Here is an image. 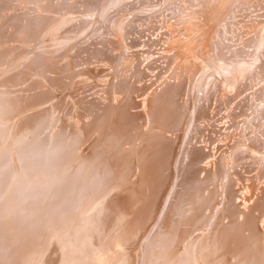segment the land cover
I'll use <instances>...</instances> for the list:
<instances>
[{"label": "bare ground", "instance_id": "6f19581e", "mask_svg": "<svg viewBox=\"0 0 264 264\" xmlns=\"http://www.w3.org/2000/svg\"><path fill=\"white\" fill-rule=\"evenodd\" d=\"M9 1L10 0H6V1L0 0V9H1L2 5L8 6V4H11L10 3L11 1L10 2ZM27 1H29V0H27ZM48 1L50 4L51 0H48ZM62 1H65V0H62ZM119 1H121V0H118V2ZM15 2H16V0H15ZM45 2H46V0H45ZM65 2H67V1H65ZM76 2L77 3L75 4V6L78 4V2L79 3L81 2L84 5L85 4L86 5L87 4L88 5H94L95 7H93V11L96 10L95 12H97L99 14L100 11H103L106 8L107 4L114 2V0H76ZM116 2L117 1H115V4H117ZM44 3H42L41 7L43 6ZM58 3L60 4V2H58ZM147 3H148V6L150 3L151 4L154 3L153 5H155V4L156 5L149 8L148 11H145L146 9H144L142 11L137 10L139 12H137L136 14H133L131 18L129 17L131 20V21L130 20L129 21L132 22L134 20H136V21L139 20L142 22L141 25L140 24L138 25V27L135 26V24L133 25V28H135L136 32H137V35L134 36V38H135L134 41H138L139 39L141 41V38H143V36L148 37V38H146V40L143 39L144 41H142V42H144V45H146V47H144L141 44L143 47H141V45H140L141 48L137 46L138 50L136 51L135 49H133V51H131V52L136 51L135 53H136L137 57L141 58L140 61H142V63H143L141 70L144 71L145 73H147L148 75H150L151 77H153V79L152 78H151V80L149 79L150 80L149 82H151V81L152 82L151 83L148 82L149 84L146 83L147 85H145V91L147 90L146 91L147 93L144 95V97H140V99H138V98L129 99L128 98L127 100H123L120 97H116V95H115L114 99H112V97H111L112 100H110L109 102H106L104 105H101V103H98L99 106H96V107H97V109H100V110H96V108H93V110L95 109V113L92 116L91 121L88 122V120H86V121L82 122V120H81V122H82V123L80 122L81 124L77 123V125H81V126L84 125V128L88 131L91 129H97V134H96L95 138L91 137L92 139H94L92 144L90 143L91 144L90 145L91 146V148H90L91 154H90V152L89 153L87 152V153H85L86 154L85 156L81 157L80 165L84 166V164H85L86 166H84V168H80V169L76 168V170H74L73 172L70 171L69 172L70 174L66 172L69 175L67 176V178L65 177L66 180L62 179L63 181H65V183H66L65 187L68 188V192L71 193L70 195L72 196V197L70 196L71 199H69V200H71V204H70L71 205V207H70L71 212L70 213L72 215L69 214V215H71V216H69L70 219L69 220L67 219L68 220V221H66L67 223L64 221L65 224L61 223L62 226L60 225L61 226L60 229H58L59 228L58 227L57 228L58 230L56 232H53L54 231V228H53V230H52L53 233L49 234V238H48V234H46L47 235L46 237L48 238V239H46V237H44L46 239V241L42 238L47 245V247L45 245V247L48 251L47 255H50L51 252L53 253V251H51V249H53V245H55L56 247H54V248L58 249V252L60 255H57L56 253L55 254L57 256H60L63 258L68 257L70 261L67 260V263L71 262V261L74 263V261H75L74 264H106L107 260L111 259L114 255H115V257H113L114 259L111 261H108V263L111 262L112 264H264V221H261V223H260V222H257V220H255V218L257 217L256 212L259 210V208L263 207V204H264V186L258 187L257 189L254 187L255 188V191L253 192L254 199L251 200L250 202H246V203L242 202L241 203L239 201V199L237 198L240 191H241V187H240L241 185L236 186L234 184H231V183H233L232 182L234 179L233 177L230 178V182L227 183L226 188L224 187V185L226 183L223 184V181H224V178L227 177L226 167H225L226 163H223V161H221L219 156L216 157L217 155H216L215 146H213V145L211 146L208 143H205L206 142L205 138H202L201 142H199V140L194 138L195 139V141H194L193 138L190 136V134L192 132L189 134V129H192V131H199L201 134H204L205 131H207L206 135H208L209 131H212L213 134L218 132L215 130L216 126H213L212 122H211V124L209 123V119L213 118V115L215 113V100L216 99L215 98L214 99L209 98L207 103L203 104L205 100H203V101H201V100L203 99L204 95H202V92H200L201 90L199 91L200 87L198 88L199 75H200L201 71H203L205 69V67H208V66L212 67L215 65L220 67L223 64H228V65L233 66L235 63L238 62L239 59H243L246 57L247 58L254 57V56L259 54L261 47H262L261 42L264 38V6L262 4V3H264V0H134L130 5H131V7H134V6H139L141 4H143V5L145 4L143 6V7H145L147 5ZM72 4H74V3H72ZM60 5H62V3ZM64 5L66 6V4H64ZM67 5H68V3H67ZM13 6H14V4H13ZM49 6L52 7L51 5H49ZM78 6H79V4H78ZM78 6H77V8H78ZM124 6H122V7H124ZM65 8H67V7H65ZM82 8H81V10H82ZM134 8H136V7H134ZM46 9H48V8L46 7ZM10 10L12 11V9H10ZM89 10H91L90 12H92V9L88 8V11ZM122 10H125V9H122ZM169 11H172V13L170 12L171 14H169L168 13ZM245 11L248 12V15H249L248 21H245V20L238 21L240 17L242 18L245 16V13H246ZM55 12H56V10H55ZM57 12H60V11H57ZM114 12H115V10H114ZM120 13H122V12L120 11ZM154 13L155 14L161 13V14H158V16L160 15V18H157L156 16H154L153 15ZM0 15H3V14H0ZM17 15H18V13H17ZM127 15H129V14H127ZM248 15H247V17H248ZM9 17L11 18V16H9ZM19 17H21V15L18 16V18ZM113 17H115V16H113ZM247 17H245V18H247ZM12 18H13V16H12ZM34 18H37V17L35 16ZM116 18H117V16H116ZM7 19H8V17H7ZM112 19H115V18H112ZM23 20H21V23ZM43 20L46 21L45 19H42V21ZM122 20H124V19L122 18ZM158 20H159V23L161 24L160 26H159ZM1 21H3V20L1 19ZM16 22H18V21H16ZM109 22H111V21H109ZM5 23L6 22H4V24ZM44 23L46 24L47 22H44ZM44 23L41 22L39 26H38V23H37V26H32L34 23L31 22L29 24V26L26 28L28 30H30L31 32H32V30L36 29L34 32L40 31V34H41V30L43 28L42 26L45 25ZM155 23H156V25H155ZM239 23H240L241 31L245 32L246 36H247L245 43H243V45L236 51H232V52L225 51L222 48L223 39L225 38L227 33H231L236 38V40H238V37L235 34V31H236V29L239 28ZM22 24H24V23H22ZM35 24H36V22H35ZM7 25H9V24H7ZM124 25H122V26H124ZM163 25L166 26L167 28L165 29V27ZM1 26H3V25H1ZM110 26H112V28H114L112 23L111 24L109 23V27ZM162 26L164 27L165 30H163V32L161 31L162 33H159ZM153 27L154 28H156V27L160 28L159 31L154 36L150 31V29H152ZM17 28H18V26H17ZM123 28L124 27H122V30L124 32ZM157 28L155 30H157ZM234 28H235V30L233 31ZM110 29H111V27H110ZM2 32L0 34H2ZM114 32H117V31L115 30ZM16 33H18V32H16ZM25 33H27V32H25ZM14 34H15V32H14ZM33 34H36V33H33ZM5 35H6V33H5ZM27 35L29 36V34H27ZM116 35H119V34H116ZM124 35L125 34H123V36ZM3 36H4V34H3ZM123 36H122V39L125 40V38H123ZM2 37H0L1 40L5 41L6 38L2 39ZM21 37H22V39L24 38V36H21ZM34 37L36 38V36H34ZM38 37L39 36H37V38ZM149 37L152 38V41H154L153 42L154 44L156 42L159 45L158 48L156 46V49L154 47H153L154 49H150V47L147 46L146 43H148L151 40V38L149 40ZM206 37H207V39H206ZM14 38H16V37H14ZM14 38H13V40L11 38V40L14 41ZM119 38H121V36ZM185 38H186V41H183V39H185ZM29 40L30 39H28V41ZM105 40L107 41V38ZM118 40H120V39H118ZM112 41L115 42L117 40L115 38ZM120 41H122V40H120ZM5 42H3V44H1V45L4 46ZM124 42H126V41H124ZM8 43H9V41H8ZM150 43H152V42L150 41ZM121 44L122 43H120V46H122ZM108 45L111 46L109 43H108ZM263 46H264V44H263ZM125 47H127V46H124V48ZM151 47H152V45H151ZM9 48L11 49V45H10V47H8V49ZM13 48H14V46H13ZM102 48H104V47H102ZM109 48H108V50H109ZM8 49H6V51ZM95 49H98V48L96 47ZM95 49H93V50H95ZM3 50H4V48H3ZM98 50H97V54L99 52ZM155 50H158V55H157L158 57L155 56V57H157L155 59V61L152 60L153 57H152V59H149L148 57H146V55H145L146 53H150L152 51L155 52ZM6 51H5V53H6ZM116 51L110 52V55H111L110 57H112L116 61L120 60L122 58L123 62H121V65L122 64L124 65V60H125V62H127L126 59L128 58V57L126 59L124 58V53H126V51L123 52L121 50L123 53L118 52L119 50H116ZM10 52L13 53V51H10ZM14 54H15V52H14ZM16 54H18V53H16ZM97 54H95V55H97ZM20 55H22V53ZM6 56H7V54H6ZM121 56H123V57H121ZM13 58H15V57L13 56ZM29 58L30 57H28V60H29ZM88 58L86 60H88ZM90 58H91V56H90ZM101 58H103V57H101ZM132 58H133V56H132ZM25 59H26V57H25ZM97 59H98L97 60V63H98L99 58H97ZM131 59L129 58L130 61H131ZM258 59H260V58H258ZM94 60L96 61V59H94ZM102 60H104V59H102ZM109 60H111V59H109ZM129 60H128V62H129ZM73 61H75V60L73 59ZM104 61H105V63H107L106 60H104ZM154 62L157 63V65H159L163 70L165 69V71L163 72L164 75L162 74V76L161 75L158 76L157 75L159 73V71H158V73L156 74L157 75V77H156V75L153 74L154 71H153V73L149 71V68L153 65ZM215 62H216V64H215ZM78 63H79V61H78ZM80 63H82V62H80ZM110 63H109V66L112 64V63L111 64ZM245 63H247V62H245ZM45 64H44V66H46ZM132 64L134 65L135 63H132ZM137 64H139V63H137ZM257 64H258V61H257ZM92 65H94V64H92ZM159 66L157 68H159ZM26 67H27V65H26ZM26 67H25V69H26ZM114 67H115V64H114L113 68ZM116 67H117V65H116ZM127 67H128V65H127ZM127 67H126V69H127ZM131 67H129V71L131 70L130 69ZM38 68H39V66H38ZM42 68L43 67H41L40 69H42ZM66 68H67V66H66ZM151 68H153V67H151ZM151 68H150V70H152ZM34 69H35V67H34ZM53 69L55 70L54 67H53ZM90 69H84V70L86 72H87V70H89L88 74H91ZM99 69H101V68H99ZM116 69H118V68H116ZM133 69H135L134 66H133ZM118 70H121V69H118ZM53 71L51 70V72H53ZM83 71L81 73H83ZM108 71H109V69H108ZM86 72L84 74L87 76ZM106 72H107V70H106ZM131 72H129L130 77L132 76ZM133 72H134V70H133ZM225 72H227V71H225ZM17 73H13V75L17 74ZM40 73H43V72L40 71ZM53 73H55V72H53ZM92 73H94V72H92ZM95 73H97V72H95ZM109 73H111V72H109ZM126 73H127V71H126ZM136 73H138V72H136ZM143 73H142V75H144ZM18 74H20V73H18ZM202 74L203 73H201V75ZM214 74H216L215 76L219 79L218 82L216 81L219 85V88H220L219 91H223V89L229 83L228 82L227 84H225V81L227 82L226 74L221 73V71H219V72L215 71ZM22 75H23V73L21 74V77H22ZM39 75H42V74H39ZM119 75H120V73H119ZM148 75H146V77ZM29 76H31V75H29ZM34 76H36V74ZM93 76H94V74H93ZM125 76L128 77V75H125ZM46 77H48V76H46ZM116 77H118V76L116 75ZM124 77H123V79L125 80ZM132 77H135V75ZM139 77H140V75H139ZM239 77H241V76H239ZM17 78H18V76H17ZM17 78H15V80ZM19 78H20V75H19ZM22 79H23V77H22ZM89 79H91V77ZM140 79H141V77H140ZM146 79H148V78H146ZM232 79H231V81H233ZM234 79H235V77H234ZM10 80L12 82V79H10ZM20 80H21V78H20ZM30 80H32V79H30ZM135 80H136V82H135V84H136L137 79H135ZM254 80H256V79H254ZM2 81L5 82V80H3V79H2ZM46 81H44V82L46 83ZM125 81H124V83H125ZM133 81L134 80H131V82H133ZM14 82H13V84L15 85ZM35 82H36V80H35ZM40 83H41V81H40ZM116 83H118L117 85L122 84V83L119 84V82H116ZM256 83H258V82H256ZM5 84H7V81L5 82ZM8 84H9L8 86L10 87V82H8ZM18 84H20V83H18ZM26 84H23V85H26ZM126 84H128V83H126ZM229 84L231 85V83H229ZM261 84L263 85V82ZM261 84L259 83V86H261ZM49 85L51 86V84H49ZM123 85L125 86V84H123ZM237 85H238V83H237ZM256 85H258V84H256ZM8 86H6V87H8ZM6 87H4V88H6ZM46 87L47 86H45V88ZM121 87H123V86L121 85ZM35 88H36V86H35ZM137 88L139 89V86ZM252 88H253V86H252ZM259 88H261V87H259ZM7 89H9V88H7ZM40 89H41V87H40ZM111 89H113V88H110V91H111ZM124 89H127V88L123 87V90ZM130 89H131V86H130ZM125 91H127V90H125ZM227 91L229 93V90H227ZM7 92H8V90H7ZM116 92H117V90H116ZM121 92H123V91H121ZM129 92L130 93H128V94L131 95V92H133V90L129 91ZM44 93H45V91H44ZM139 93H141V92H139ZM139 93H138V95H140ZM225 93H226V91H224V94ZM228 93H226V94H228ZM253 93H254V90H253ZM74 94H73V96H74ZM250 94H252V92ZM13 96L16 98L17 95L16 96L13 95ZM21 96H22V94H21ZM135 96H134V98H135ZM46 97H48V96L46 95ZM212 97H213V95L211 96V98ZM17 98H20V97H17ZM26 98H27V96H26ZM12 99L13 98L11 97V100ZM32 99H35V97ZM37 99H36V101H37ZM70 99H71V97H70ZM91 99H90V101H91ZM236 99H235V101H236ZM245 99H246V96H245ZM8 100L10 102V98ZM13 100H15V99H13ZM98 100H99V102L101 101L100 99H98ZM98 100H97V102H98ZM249 100H250V98H249ZM74 101L75 100H73V102ZM103 101H104V99H103ZM11 102H14V101H11ZM27 102H29V101H27ZM27 102H24V103L26 104ZM77 102H78V100H77ZM97 102H96V105H97ZM242 102H244V101H242ZM16 103H18V102L15 101L14 104H16ZM71 103H72V101H71ZM233 103H234V101H233ZM14 104L12 103V105H14ZM249 104H250V102H249ZM4 105H5V103H4ZM4 105H2V107ZM76 106H78V105H76ZM91 106H92V104H91ZM132 106L134 108H136L135 111L131 110ZM224 106H226V105H224ZM233 106H236V105L234 104ZM19 107H20V105H19ZM26 107H27V105H26ZM54 107L56 108V106H54ZM87 107H88V103H87ZM3 108L5 109V107H3ZM22 108H24V107H22ZM22 108H21V110L23 111ZM73 108H71V109H73ZM239 108H241V107L239 106ZM16 109H18V108L16 107ZM90 109H91V107H90ZM256 109H257V106H256ZM261 109H262V111L264 110L263 107H261ZM6 110H8V109H6ZM9 110H8V112L11 111V110L10 111ZM54 110L55 109H53V111ZM75 110H76V108H75ZM223 110L224 109H222L221 111H223ZM19 111H20V108H19ZM238 111H237V113H238ZM39 112H41V111H39ZM90 112H91V110H90ZM231 112L232 111H230V113ZM235 112H236V110H235ZM42 113H44V112H42ZM85 113H87V112H85ZM250 113H251V111H250ZM0 114L4 115L2 112ZM217 114L219 115V113H217ZM1 115H0V117H2ZM47 115L48 114L46 113V116ZM81 115H82V113H81ZM249 115H251V114H249ZM254 115H255V113H254ZM71 116H72V114H71ZM4 117H5V115H4ZM49 117H50V115H49ZM51 117H52V115H51ZM53 117H52V120H53ZM221 117H222V115H221ZM7 118H9V117H7ZM24 118H25V116H24ZM30 118L31 117H29V119ZM77 118H79V117H77ZM214 118H215V116H214ZM241 119H243V117ZM213 120H215V119H213ZM225 120H227V119H225ZM225 120L223 118L222 121L224 122ZM247 120H248V118H247ZM228 121H230V120H228ZM33 122H34V120H33ZM218 122H219V120H218ZM234 122L235 121H233V123ZM16 123H17V121H16ZM206 123H209L210 125L205 126ZM220 123H221V121H220ZM44 124H45V122H44ZM28 125L30 126L31 124H28ZM37 125H39V124H37ZM42 125H43V123H42ZM235 125H237V124H235ZM15 126H16V124H15ZM59 126H60V124H59ZM191 126H193V127H191ZM2 127H4V126H2ZM45 127H46V125H45ZM16 128H18V127H16ZM26 128H28V127H26ZM26 128L24 130H27ZM48 128H50V126ZM209 128H211V129H209ZM212 128H214V130ZM235 128L234 129H235V135H236V134H238V133H236V132H238V125ZM35 129H37V128H35ZM20 130H19V132H20ZM72 130H70V133L72 132ZM231 130L234 131L233 129H231ZM57 131L59 133L62 132V131L60 132V130H57ZM133 131H135V133ZM226 131H228V130H226ZM50 132H48L49 135H50ZM230 132H229V134H230ZM11 133H12V135H15L13 132H11ZM34 133L35 132H33V134ZM19 134H21V132ZM23 134H24V132H23ZM30 134L32 135V133H30ZM42 134H40V135L42 136ZM73 134H74V132H73ZM49 135H48V137H49ZM68 135H70V134H68ZM231 135L232 134H230V136ZM3 136H4V134H3ZM214 136L215 135L210 136L212 138V141H213ZM230 136H228V137L230 138ZM0 137L4 139V137H2V136H0ZM75 137L73 136V139ZM225 137H227V135ZM36 138H37V136H36ZM47 138H46V141H47ZM188 138H190L189 143H188ZM221 138H219V140ZM254 138H255V136H254ZM5 139H4V141H5ZM39 139H41V138H39ZM55 139H57V138H55ZM55 139H54V141H56ZM58 139H60V138H58ZM73 139H71V140H73ZM263 139H264V137H263ZM263 139L261 137H260V139L257 138L252 143L250 142V145L252 144L253 147H255L257 149V151L262 152V150L264 149V140ZM76 140H80V139H76ZM87 140H89V139H87ZM42 142H44V141H42ZM229 142H230V140H229ZM235 142H233V143H235ZM77 143H79V142H77ZM225 143H226V140H225ZM62 144H64V143H61L60 147H62ZM18 146H19V144H18ZM53 146H54V144H53ZM58 147H56V148L58 149ZM65 148H66V146H65ZM11 149H13V148H11ZM223 149H224V147H223ZM18 150H21V149H18ZM23 150H24V147H23ZM60 150H62V149L60 148ZM26 152L28 153V151H26ZM26 152H25V154H26ZM57 152H58V150H57ZM254 152H255V150L253 151V153ZM255 153L257 155V152H255ZM18 154H20V153H18ZM248 154H250V152ZM262 154H260V156L263 157L264 154L263 155ZM213 155H215V157L213 159H210L213 157ZM256 155L253 154V156H256ZM52 156H54V155H52ZM68 158L69 157H67V159ZM3 159L6 160V158H3ZM7 159H8V157H7ZM27 159H29V158H27ZM225 159H227V158H225ZM70 160H72V159H70ZM255 160H256L255 163L257 164L259 161L257 159H255ZM26 162H28V161H26ZM60 162H62V161H60ZM63 162L66 163V161H63ZM63 162H62V165H63ZM252 163L254 165H256L254 162H251L249 165L252 166ZM3 164H4V166H6L5 163H3ZM13 164H15V163H13ZM25 164H27V163H25ZM44 164H45V162H38V164H37L38 168L35 170V173H36V176L38 175V173H40L42 176L41 179L43 178L44 183H46V185H47L48 181L47 182L45 181L46 177L51 176V178L56 179L55 176L58 175L59 172H58L57 166L52 167V169H51V167L44 166ZM67 164L70 165L69 162L66 163V166H67ZM59 165H61V164H59ZM248 167H250V166H248ZM4 169H6V168L4 167ZM6 170H5V172H6ZM1 171H3V170H1ZM27 171H28V169L26 170V172ZM240 171H241V169H240ZM243 171H244V169H243ZM247 172H248V170H247ZM61 173L62 172H60V174ZM6 177H9V176H6ZM130 177H133V178L131 181H128V179ZM237 177H240V176L237 175ZM22 178H26V176L22 177ZM26 179H24V180H26ZM235 179H237V178H235ZM246 179H248V177ZM23 182H26V181H23ZM27 182H28V179H27ZM31 183H30V187H28V188H31L35 184L34 182H33L34 183L33 185ZM209 183L212 185V187L208 188ZM246 183H248V182H246ZM40 184L43 185L42 183H40ZM253 184H254V182H253ZM5 186H6V183H5ZM22 186H24V185H22ZM59 186H61V184ZM41 187L43 188V186H41ZM55 187H57V186H55ZM242 187H243V185H242ZM23 188H22V191L25 190V189L23 190ZM1 189H3V188H1ZM84 189H86V190L88 189L91 192L90 193L91 199L86 204H84L83 200L86 198V196H88V194H86L82 197V192L87 193V192H85L86 190H84ZM40 190H42V189H40ZM44 190H46V189H44ZM44 190H42V191H44ZM54 190H55V188H54ZM206 190H208L209 192L206 193L205 192ZM61 191H62V189H61ZM55 192H58V191H55ZM14 193L16 194L17 192H14ZM18 193H20V192L18 191ZM53 193H54V191H53ZM62 193H64V192H62ZM65 193H66V191H65ZM15 194H13V195H15ZM22 194L23 193H21V195ZM40 194H43V193H40ZM46 194H47V192H46ZM48 194H49V192H48ZM209 194H211L210 196H212V198H210ZM41 196H43V195H41ZM50 196H51V193H50ZM26 197H27V195H26ZM66 197H68V196L66 195ZM66 197H65V199H67ZM10 198H12V197H10ZM48 198H49V196H48ZM53 198H55V197H53ZM61 198L59 199V201L61 200ZM65 199L63 197L62 201H64ZM1 200H0V202H1ZM25 200H26V198H25ZM27 200H28V198H27ZM41 200H42V198H41ZM29 201H30V199H29ZM21 202H22V200H21ZM37 202H39V200ZM53 202H56V201H53ZM42 203L44 204V202H42ZM57 206H58V204H57ZM45 207H47V204L45 205ZM48 207H50V206L48 205ZM80 207H82V208H80ZM21 208H24L23 205L21 206ZM27 208L28 209L30 208L29 205ZM55 208H57V207H55ZM39 211H40V208H39ZM46 211H48V209ZM56 211H57V209H56ZM18 213H19V210H18ZM31 214H33V213H31ZM43 214L44 213L42 210V214H41L42 217H43ZM98 215H102L103 217L102 216H101L102 218L98 217ZM211 215H213V221L211 224L207 225V221L210 220ZM45 216H46V212H45ZM66 216L68 217V215H66ZM49 217H52V216H49ZM263 217H261V218H263ZM43 218H46V217H43ZM43 218H42V222L45 221V220L43 221ZM31 219H32V216H31ZM62 219H63V217H62ZM47 220H46V223H47ZM50 220H48V221H50ZM63 220H66V219H63ZM150 221H151V223H150ZM102 222H103V225H105L103 230L100 229L101 228L100 223H102ZM38 223H35V224H37V226H38ZM155 223H156L155 228H152V230H149V232H151V234L148 235L149 234V232H148V234H147L149 236L148 240L144 241L141 244L140 251H139V253L136 254L137 256L133 255V257H131L132 254L128 251L129 247H128V249L126 248L127 250L126 249L122 250V248H121L120 250H118V249L116 251L114 250L115 251L114 254H110V253L108 254L107 253L106 257H105V255L102 256V254L106 253L109 250L110 246L115 245L114 243H116L115 246H117V244H124V245L130 246V248H132L134 245H131V243L136 242L138 239H140L142 237L143 233L144 232L146 233V231H148V229L150 228L149 225H154ZM33 224H34V222H33ZM39 224H41V222ZM50 224H52V223H50ZM25 225H27V224H25ZM103 225H102V227H103ZM16 227H17V224H16ZM30 227H27V228L29 229ZM39 227H41V226H39ZM49 227H52V225ZM5 229H7V228H5ZM31 229H32V227H31ZM36 229H38V231H40L38 227ZM110 229H112V231H110V233L106 236L105 240H103V237H104L103 232L105 231V233H107ZM2 230H4V229H2ZM32 230H34V229H32ZM43 231H47V230H43ZM41 232H42V230H41ZM41 232H40V235H42ZM28 233H29V231H28ZM1 234H2V232L0 233V235ZM25 234L27 235V232ZM31 234L34 237L33 231L30 233V236L28 234V237L31 238ZM9 235H8V237H9ZM12 235H13L12 237H14V233ZM36 236H35V239H36ZM23 238H24V236L22 237V239ZM35 239L31 240V242L36 241ZM30 244L33 245L34 242L30 243ZM35 245L37 246V244H35ZM41 245H42V242H41ZM31 247L33 248V246H31ZM42 247L44 249V246H42ZM27 248H30V247L26 246L25 250ZM36 248H35V250H36ZM111 248L112 247H110V249ZM116 248L117 247H115V249ZM118 248H120V247H118ZM38 251H36V252H38ZM23 252H24L23 254L26 255V253L28 251L27 252L23 251ZM32 252H34V250ZM28 253H30V252H28ZM123 253L124 254L128 253L127 258L128 259L130 258V260L126 261L125 257L124 258L122 257ZM37 254L38 253H36L35 255H37ZM40 254H39V256H40ZM25 255H24L25 260H27V263H28L30 258L28 260L27 257H29V256L26 255L27 256L26 257ZM32 255H34V254H32ZM52 255H50V256L52 257ZM185 255L187 256V258H185L186 257ZM101 256H102L101 260L97 259L98 257L100 258ZM30 257H32V256L30 255ZM118 257L120 258L119 260H118ZM19 258L20 257H18V259ZM34 258H36V256ZM42 258H44V257H42ZM56 258L57 257H53L51 260H48V262L47 261L46 262L48 264H60V263H62V262L59 263V260L57 261ZM37 259H40V257L39 258L37 257ZM59 259H61V258H59ZM25 260H24V262H26ZM35 260H33V261H35ZM41 260L44 261V259H40V262H41ZM64 260L66 261V259H64ZM33 261L30 260V263ZM65 261H63V262L65 263ZM129 261H130V263H129ZM22 262H23V260H22ZM27 263H24V264H27ZM42 263H44V262H42ZM19 264H20V262H19Z\"/></svg>", "mask_w": 264, "mask_h": 264}, {"label": "rangeland", "instance_id": "374dc122", "mask_svg": "<svg viewBox=\"0 0 264 264\" xmlns=\"http://www.w3.org/2000/svg\"><path fill=\"white\" fill-rule=\"evenodd\" d=\"M6 1V0H5ZM11 1V2H10ZM9 2L11 4H8L7 5H2L1 9H0V14H3V15H0V33L2 32V34H0L2 37L3 34L4 36L2 37V39H5L4 40H1L0 38V113L2 112L4 115H1L2 117H0V136L4 137L5 141L3 138L0 137V169L3 170L1 171L0 170V200H1V204H0V231L2 232V234L0 235V264H24V263H27V260H25V257L23 254L24 252L23 251H28V252H32L34 250V252H32L31 254L30 253H26V257L30 258L31 262L30 263V260L28 261L29 264H41L42 262H44L45 264L48 262V260H51L53 257H57L56 260L58 261L59 260V263L60 264H66L67 263V260H69L68 257H60V256H57V255H60L59 252H58V249L54 248L56 247L55 245H53V249H51V251H53V253L51 252L50 255H52V257L50 255H47L48 254V251L46 249L47 245L45 243L46 239L49 238V234L53 233V232H56L58 229H60V227L62 226V224H65L66 221H68L70 219L69 216H71L72 214L70 213L71 210H70V207H71V193L68 192V188L65 187L66 183L65 181L63 180H66L65 177L67 178V176L70 174L69 172H73L74 170H76V168H84V166H86L84 164V166L80 165V161H81V157L82 156H85L86 154L85 153H89L90 152V148H91V144L93 142L94 139L92 138H95L96 134H97V129H91V130H86L84 128V125H77L78 124H81L82 122L88 120L91 121L92 119V116L94 115L95 113V109L93 110V108H96V110H100V109H97L96 106H99L98 103H101V105H104L106 102H109L110 100L114 99L115 95L116 97H120L121 99L123 100H127L128 98L129 99H140V97H144V95L147 93L145 91V85L151 83L149 82L151 80V78L153 79V77H151L150 75H148L147 73H145L144 71L141 70L142 68V61H140L141 58L137 57L136 55V51L138 50V47H140V45L142 44L144 47H146V45H144V40H146V38H148L147 36H143V38H141V41L140 39L138 41H134V36L137 35V32H136V29L133 28V25L135 24V26L138 27V25L140 24L141 25V21L139 20H134L132 22H130V18L132 17L133 14H136L137 10H144L146 9L145 11H148L149 8L155 6L153 4H149L148 6V3H147V7H143L144 5L141 4L139 6H134V7H131V3L134 1V0H121L118 2V0H114V2H111L109 4H107L106 8L103 10V11H100L99 14L97 12H95L96 10L93 11V7H95L94 5H84L83 3H79V6L78 4L75 6V4L77 3L76 0H65V1H62V0H51L50 4H49V1L46 0H10ZM39 1V2H38ZM41 1V2H40ZM74 3V4H72ZM115 1H117L115 4ZM13 2V3H12ZM45 2V3H44ZM56 2V3H55ZM58 2H60V4L62 3V5H60ZM65 2V3H64ZM39 3V4H38ZM43 4V6L41 7V5ZM54 3V4H53ZM66 4V6L64 4ZM68 3V5H67ZM119 3V4H118ZM126 3V4H125ZM129 3V4H128ZM14 4V6H13ZM123 4V5H122ZM263 6H264V3H262ZM49 5H51L52 7H50ZM118 5V6H117ZM125 5V6H124ZM130 5V6H129ZM78 6V8H77ZM87 8H86V7ZM124 6V7H122ZM46 7L49 9H46ZM50 7V8H49ZM57 7V8H56ZM67 7V8H65ZM83 7V8H82ZM127 7V8H126ZM143 7V8H142ZM3 8V9H2ZM7 8V9H6ZM9 8V9H8ZM52 8V9H51ZM64 8V9H63ZM82 8V10H81ZM88 8L89 9H92V12H90L91 10L88 11ZM117 8V9H116ZM119 8V9H118ZM133 8V9H132ZM140 8V9H139ZM12 9V11L10 10ZM54 9V10H53ZM61 9V10H60ZM63 9V10H62ZM66 9V10H65ZM86 9V10H85ZM95 9V8H94ZM98 9V8H97ZM122 9H125V10H122ZM3 10V11H2ZM5 10V11H4ZM26 10V11H25ZM48 10V11H47ZM56 10V12H55ZM65 10V11H64ZM115 10V12H114ZM117 10V11H116ZM44 11V12H43ZM57 11H60V12H57ZM74 11V12H73ZM120 11L122 13H120ZM133 11V12H132ZM136 11V12H135ZM2 12V13H1ZM102 12V13H101ZM163 12V11H162ZM161 12V13H162ZM172 11H169L168 13L171 14ZM246 12V11H245ZM7 13V14H6ZM18 13V15H17ZM47 13V14H46ZM97 13V14H96ZM120 15H119V14ZM161 13H158V14H161ZM88 14V15H87ZM129 14V15H127ZM158 14L154 13L153 15L156 16L157 18H160V15L158 16ZM8 15V16H7ZM17 15V16H16ZM18 18V16H20ZM42 15V16H41ZM44 15V16H43ZM248 15V12L245 13V16L244 17H240L238 21L240 20H245V21H248L249 19V15ZM3 16V17H2ZM6 16V17H5ZM11 16V18L9 17ZM13 16V18H12ZM15 16V17H14ZM37 17V18H34V17ZM47 16V17H46ZM50 16V17H49ZM115 16V17H113ZM117 16V18H116ZM2 17V18H1ZM8 17V19H7ZM44 17V18H43ZM46 17V18H45ZM54 17V18H53ZM58 17V18H57ZM130 17V18H129ZM247 17V18H245ZM53 18V19H52ZM112 18H115V19H112ZM122 18L124 20H122ZM1 19L3 21H1ZM11 19V20H10ZM25 21H24V20ZM42 19H45L46 21H42ZM111 19V20H110ZM14 20V21H13ZM21 20L22 24L21 23ZM54 20V21H53ZM105 20V21H104ZM128 20V21H127ZM130 20V21H129ZM18 21V22H16ZM20 21V22H19ZM28 21V22H27ZM66 21V22H65ZM111 21V22H109ZM4 22H6L4 24ZM15 24H14V23ZM27 24H26V23ZM33 22L34 24L32 26H37V23H38V26L40 25L41 22H49L48 24L44 23L45 25H43L42 27V30H41V34H40V31L39 32H34L35 30H32V32L30 30H28L26 27L29 26V24ZM36 22V24H35ZM21 23V24H20ZM109 23L113 25V27L115 28H112L110 29L109 27ZM157 23V22H156ZM155 23V25H156ZM158 23H159V20H158ZM9 24V25H7ZM11 24V25H10ZM115 24V25H114ZM125 24V25H124ZM3 25V26H1ZM20 25V26H19ZM25 25V26H24ZM124 25V26H122ZM161 24L159 23V26ZM6 26V27H5ZM18 26V28H17ZM22 26V27H21ZM24 26V27H23ZM84 26V27H83ZM103 26V27H102ZM164 26V25H163ZM161 27L160 28H157V30H155L156 28H152L150 29L151 33L154 35H156V33L159 31L160 29V32L159 33H162L163 30H165L167 27ZM6 29H5V28ZM122 27H124V32L122 30ZM126 27V28H125ZM4 28V29H3ZM21 28V29H20ZM26 28V29H25ZM38 28V27H37ZM106 28V29H105ZM14 29V30H13ZM71 29V30H70ZM79 29V30H78ZM17 30V31H16ZM22 30V31H21ZM73 30V31H72ZM111 30V31H110ZM117 31V32H114V31ZM135 30V31H134ZM155 30V31H154ZM235 30V28L233 29V31ZM58 31V32H57ZM113 31V32H112ZM162 31V32H161ZM13 32V33H12ZM15 32V34H14ZM18 32V33H16ZM27 32V33H25ZM110 32V33H109ZM135 32V33H134ZM6 33V35H5ZM22 33V34H21ZM33 33H36V34H33ZM39 35H38V34ZM43 33V34H42ZM70 33V34H69ZM10 34V35H9ZM12 34V35H11ZM18 36H17V35ZM29 34V36L27 35ZM31 34V35H30ZM116 34H121V38H119L120 36L119 35H116ZM123 34H125L123 36ZM235 34L237 35L238 37V40H236V38L231 34V33H227L225 38L223 39V43H222V48L225 50V51H236L238 50L242 45L243 43H245V40L247 38L246 36V33L241 31L240 29V23H239V28L236 29L235 31ZM16 35V36H15ZM33 35V36H32ZM41 35V36H40ZM13 36V37H12ZM21 36H24V38L22 39ZM36 36V38L34 37ZM37 36H39L37 38ZM116 36V37H115ZM122 36L124 39H122ZM10 37V38H9ZM16 37V38H14ZM20 37V38H19ZM41 37V38H40ZM112 39H111V38ZM145 37V38H144ZM8 38V39H7ZM13 40L14 38V41ZM56 38V39H55ZM107 38V41L105 40ZM116 38L117 41L113 42L112 40H114ZM151 37H149V40H150ZM10 39V40H9ZM19 39V40H18ZM22 39V40H21ZM25 39V40H24ZM28 39H30L28 41ZM122 41H120V40ZM128 39V40H127ZM130 39V40H129ZM144 39V40H143ZM207 39V37H206ZM32 40V41H31ZM110 42H109V41ZM126 42H124V41ZM148 40V41H149ZM4 43V46H2L1 44ZM9 41V43H8ZM20 41V42H19ZM31 41V42H30ZM34 41V42H33ZM106 41V42H105ZM152 43L154 41H152V38L150 40ZM150 41L147 44L148 47H150V49H156V46L158 48V44L155 42V44L153 45L152 43H150ZM183 41H186V38L183 39ZM2 42V43H1ZM18 42V43H17ZM122 43L120 46V43ZM124 42V43H123ZM135 42V43H134ZM140 42V43H139ZM142 42V43H141ZM8 43V44H7ZM28 45H27V44ZM36 43V44H35ZM108 43L113 47L109 46ZM184 43V42H183ZM63 44V45H62ZM128 44V45H127ZM149 44V45H148ZM264 38L261 42V50L259 52L258 55L254 56V57H249V58H243V59H239L237 63H235L233 66L232 65H228V64H223L221 65L220 67L219 66H208V67H205V69L203 71H201V73H203L201 75H199V78H198V88H199V91L202 92V95H204L203 100L204 103H207V101L210 99H216L215 100V113L213 115V118L209 119V123L211 124L212 122V125L213 126H216L215 127V130L218 131L216 132L215 134H213L212 131H209L208 135H206L207 131H205L204 134H201L199 131H192V129H189V134L190 136L193 138V140L195 141L194 138H196L197 140H199V142H201V139L202 138H205V143H208L209 145H213L215 146V149H216V157H220L221 161H223V163H226L225 164V167H226V173H227V177L224 178V181H223V184L226 183L224 185V187L226 188V185L227 183L230 182V178H234L233 179V183L231 184H234L236 186H240L241 187V191L238 195V199L239 201L242 203V202H250L251 200L254 199V195H253V192L255 191V188L257 189L258 187H263L264 186V149L262 150V152L260 151H257V149L255 147H253V145L251 146L250 145V142L252 143L255 139L259 138L260 137L263 139L264 137V110L262 111L261 107H263L264 109ZM8 45V46H7ZM11 45V49L8 47H10ZM130 45V46H129ZM141 45V47H143ZM152 45V47H151ZM14 46V48H13ZM16 46V47H15ZM21 46V47H20ZM110 48H109V47ZM119 46V47H118ZM124 46H129L128 48ZM138 46V47H137ZM33 47V48H32ZM97 47L98 49H95ZM104 47V48H102ZM116 47V48H115ZM140 47V48H141ZM154 47V48H153ZM6 49H8L5 53ZM19 50H17V49ZM102 48V49H101ZM109 48V50H108ZM124 48V49H123ZM83 49V50H82ZM95 49V50H93ZM112 49V50H111ZM115 49V50H114ZM127 49V50H126ZM133 49H135L136 51L135 52H131L133 51ZM13 51L10 52V51ZM93 50V51H92ZM97 50L99 51L98 54H97ZM116 50H119L118 52H125L124 53V58L126 59L127 62H125L124 60V65L122 64L121 65V62L122 61V58L120 60H115L113 59L112 57H110V52H115ZM123 52H122V51ZM4 51V52H3ZM26 51V52H25ZM157 51V52H156ZM15 52V54H14ZM38 52V53H37ZM117 52V51H116ZM131 52V53H130ZM4 53V54H3ZM18 53V54H16ZM22 53V55H20ZM32 53V54H31ZM34 53V54H33ZM102 53V54H101ZM3 54V55H2ZM7 54V56H6ZM12 56H11V55ZM93 54V55H92ZM97 54V55H95ZM104 54V55H103ZM148 54V55H147ZM261 54V55H260ZM16 55V56H15ZM30 55V56H29ZM78 55V56H77ZM91 58H90V56ZM127 55V56H126ZM129 55V56H128ZM131 55V56H130ZM146 57H148L149 59H152L153 57V61H155V59L158 57V50H155L150 52V53H146L145 54ZM144 55V56H145ZM153 55V56H152ZM4 56V57H3ZM13 56L15 58H13ZM34 56V57H33ZM93 56V57H92ZM133 56V58H132ZM135 56V57H134ZM157 56V57H155ZM7 57V58H6ZM11 57V58H10ZM26 57V59H25ZM28 57L29 60H28ZM89 57V58H88ZM96 57V58H95ZM103 57V58H101ZM110 57V58H109ZM123 57V56H121ZM48 58V59H47ZM54 58V59H53ZM88 58V60H86ZM96 59V61L94 59ZM97 58H99V62L97 63ZM101 58V59H100ZM129 58L131 59V61L129 60ZM260 58V59H258ZM10 59V60H9ZM73 59L75 61H73ZM106 60L107 63H105L104 60ZM108 59V60H107ZM111 59V60H109ZM113 59V60H112ZM216 59V58H215ZM214 59V60H215ZM249 59V60H248ZM28 60V61H27ZM34 60V61H33ZM86 62H85V61ZM103 62H102V61ZM129 60V62H128ZM133 60V61H132ZM213 60V61H214ZM4 61V62H3ZM8 61V62H7ZM10 61V62H9ZM46 61V62H45ZM79 61V63H78ZM91 61V62H90ZM95 63H94V62ZM112 63H110V62ZM139 61V62H138ZM257 61H258V64H257ZM260 61V62H259ZM82 62V63H80ZM88 62V63H87ZM93 62V63H92ZM115 62V63H114ZM120 62V63H119ZM141 62V63H140ZM247 62V63H245ZM32 63V64H31ZM46 63V64H45ZM94 65H92V64ZM104 63V64H103ZM109 63L111 64L109 66ZM117 63V64H116ZM130 63V64H129ZM132 63H135L134 65ZM139 63V64H137ZM155 63V62H154ZM151 66L153 68H151L152 70H150L149 68V71L153 73V74H157L158 71L159 73L157 74L158 76H162L163 72L165 71V69L163 70L159 65H157V63H155ZM20 64V65H19ZM44 64L46 66H44ZM115 64V67L113 68ZM119 64V65H118ZM126 64V65H125ZM216 64V62H215ZM257 64V65H256ZM17 65V66H16ZM27 65V67H26ZM78 65V66H77ZM117 65V67H116ZM128 65V67H127ZM132 67H131V66ZM137 65V66H136ZM156 67H155V66ZM228 65V66H227ZM246 65V66H245ZM24 66V67H23ZM32 66V67H31ZM39 66V68H38ZM67 66V68H66ZM69 66V67H68ZM95 66V67H94ZM108 66V67H107ZM123 66V67H122ZM133 66L135 69H133ZM140 66V67H139ZM159 66V68H157ZM226 66V67H225ZM230 66V67H229ZM245 66V67H244ZM250 66V67H249ZM21 67V68H20ZM26 67V69H25ZM35 67V69H34ZM41 67H43L42 69H40ZM52 67V68H51ZM53 67L55 68V70L53 69ZM58 67V68H57ZM120 67V68H119ZM122 67V68H121ZM125 67V68H124ZM127 67V69H126ZM129 67H131L130 71H129ZM139 67V68H138ZM215 67V68H214ZM243 67V68H242ZM18 68V69H17ZM61 68V69H60ZM91 68V69H90ZM101 68V69H99ZM121 69V70H118V69ZM233 68V69H232ZM25 69V70H24ZM58 69V70H57ZM68 69V70H67ZM84 69H90V73L91 74H88L89 73V70H87V72L84 70ZM103 69V70H102ZM109 69V71H108ZM125 69V70H124ZM154 69V70H153ZM159 69V70H158ZM162 69V70H161ZM168 69V68H167ZM207 69V70H206ZM238 69V70H237ZM247 69V70H246ZM31 70V71H30ZM35 70V71H34ZM51 70L53 72H51ZM84 70V71H83ZM107 70V72H106ZM123 70V71H122ZM134 70V72H133ZM214 70V71H213ZM237 70V71H236ZM259 70V71H258ZM20 73V74H18ZM40 71H42L43 73H40ZM48 71V72H47ZM83 71V73H81ZM101 71V72H100ZM113 71V72H112ZM121 71V72H120ZM127 71V73H126ZM132 71V72H131ZM216 72H219L221 71V73H225L226 74V80L227 82L225 81V84H227L228 82L231 83V85L228 83V85L223 89V91H219L220 88H219V85H218V81L219 79L215 76L216 74H214ZM227 71V72H225ZM239 71V72H238ZM12 72V73H11ZM25 72V73H24ZM29 74H28V73ZM50 72V73H49ZM86 72L87 76L84 74ZM94 72V73H92ZM97 72V73H95ZM100 72V73H99ZM111 72V73H109ZM129 72L132 73V76L135 75V77H130L129 75ZM138 72V73H136ZM144 75H142V73ZM156 72V73H155ZM206 72V73H205ZM257 72V73H256ZM13 73H17V74H14ZM23 73L22 77H21V74ZM27 73V74H26ZM38 73V74H37ZM66 73V74H65ZM99 73V74H98ZM107 73V74H106ZM115 73V74H114ZM120 73V75H119ZM122 73V74H121ZM130 73V74H131ZM141 73V74H140ZM237 73V74H236ZM25 74V75H24ZM36 74V76L34 75ZM39 74H42V75H39ZM51 74V75H50ZM83 74V75H82ZM94 74V76H93ZM105 74V75H104ZM134 74V75H133ZM137 74V75H136ZM213 74V75H212ZM19 75H20V78H19ZM31 75V76H29ZM48 77H46V76ZM66 75V76H65ZM99 75V76H98ZM116 75L118 77H116ZM125 75H128L125 76ZM141 79H140V77ZM146 75H148L146 77ZM156 75V77H157ZM164 75V74H163ZM210 75V76H209ZM236 75V76H235ZM13 76V77H12ZM18 76V78H17ZM33 76V77H32ZM55 76V77H54ZM115 76V77H114ZM125 76V77H124ZM241 76V77H239ZM255 78H254V77ZM65 77V78H64ZM91 77V79L89 78ZM121 77V78H120ZM123 77L125 78V80L123 79ZM235 77V79H234ZM15 78H17L15 80ZM47 78V79H46ZM50 80H49V79ZM67 78V79H66ZM87 78V79H86ZM111 78V79H110ZM118 78V79H117ZM130 78V79H129ZM137 79V83L135 84L136 80ZM144 78V79H143ZM148 78V79H146ZM233 78V79H232ZM244 78V79H243ZM250 78V79H249ZM253 78V79H252ZM5 82L7 81V84H5ZM12 79V82L11 80ZM32 79V80H30ZM93 79V80H92ZM97 79V80H96ZM140 79V80H139ZM150 79V80H149ZM204 79V80H203ZM231 79L233 81H231ZM256 79V80H254ZM260 79V80H259ZM36 80V82H35ZM48 82H47V81ZM84 80V81H83ZM114 80V81H113ZM130 80V81H129ZM131 80H134L133 82H131ZM239 80V81H238ZM242 80V81H241ZM259 80V81H258ZM15 81V82H14ZM29 81V82H28ZM41 81V83H40ZM46 81V83L44 82ZM52 83H51V82ZM67 83H66V82ZM80 81V82H79ZM96 83H95V82ZM112 81V82H111ZM119 82V84H121L124 88H127V89H124L123 90V87H121V85H117L118 83L116 82ZM123 81V82H122ZM125 81V83H124ZM147 81V82H146ZM217 81V82H216ZM231 81V82H230ZM258 83H256V82ZM263 82V85L261 84ZM8 82H10V87L8 86ZM13 82L15 83V85L13 84ZM31 82V83H30ZM43 82V83H42ZM64 82V83H63ZM149 82V83H148ZM241 82V83H240ZM252 82V83H251ZM20 83V84H18ZM27 83V84H26ZM40 83V84H39ZM114 83V84H113ZM128 83V84H126ZM147 83V84H146ZM234 83V84H233ZM238 83V85H237ZM258 84V85H254V84ZM259 83L261 84V86H259ZM5 84V85H4ZM23 84H26V85H23ZM51 84V86L49 85ZM62 84V85H61ZM67 84V85H66ZM97 84V85H96ZM109 84V85H108ZM125 84V86L123 85ZM4 85V86H3ZM14 85V86H13ZM66 85V86H65ZM111 85V86H110ZM133 85V86H132ZM250 85V86H249ZM8 86V87H6ZM27 86V87H26ZM30 86V87H29ZM36 86V88H35ZM45 86H47L45 88ZM49 86V87H48ZM72 86V87H71ZM110 86V87H109ZM119 86V87H118ZM130 86H131V89H130ZM139 86V89L137 88ZM230 86V87H229ZM253 86V88H252ZM258 86V87H257ZM6 87V88H4ZM16 87V88H15ZM25 87V88H24ZM41 87V89H40ZM64 87V88H63ZM71 87V88H70ZM261 87V88H259ZM9 88V89H7ZM48 88V89H47ZM110 88H113L111 89L110 91ZM119 88V89H118ZM122 88V89H121ZM134 88V89H133ZM255 88V89H254ZM19 91H18V90ZM53 89V90H52ZM68 89V90H67ZM73 89V90H72ZM233 89V90H232ZM263 89V90H262ZM8 90V92H7ZM15 90V91H14ZM17 90V91H16ZM49 90V91H48ZM117 90V92H116ZM127 90V91H125ZM131 92V95L128 94L130 93L129 91H132ZM136 90V91H135ZM229 90V93L228 91ZM253 90H254V93H253ZM257 90V91H256ZM2 91V92H1ZM28 93H26V92ZM35 91V92H34ZM41 91V92H40ZM45 91V93H44ZM123 91V92H121ZM135 91V92H134ZM145 91V92H144ZM224 91H226V93L228 94H224ZM256 91V92H255ZM261 91V92H260ZM18 92V93H17ZM39 92V93H38ZM50 92V93H49ZM60 92V93H59ZM120 92V93H119ZM141 92V93H139ZM207 92V93H206ZM223 92V93H222ZM252 92V94H250ZM4 93V94H3ZM16 93V94H15ZM20 93V94H19ZM41 93V94H40ZM53 93V94H52ZM75 93V94H74ZM116 93V94H115ZM138 93L140 95H138ZM11 96H10V95ZM20 96H19V95ZM22 94V96H21ZM24 94V95H23ZM33 94V95H32ZM45 94V95H44ZM74 94V96H73ZM111 94V95H110ZM121 94V95H120ZM136 96H135V95ZM9 95V96H8ZM13 95H17L16 98L13 96ZM45 97H44V96ZM46 95L48 97H46ZM53 95V96H52ZM58 95V96H57ZM76 95V96H75ZM105 95V96H104ZM133 95V96H132ZM213 95V97L211 98V96ZM244 95V96H243ZM248 95V96H247ZM3 96V97H2ZM25 96V97H24ZM27 96V98H26ZM39 96V97H38ZM71 99H70V97ZM128 96V97H127ZM135 96V98H134ZM139 96V97H138ZM245 96H246V99H245ZM259 96V97H258ZM11 97L15 100H11ZM17 97H20V98H17ZM35 97V99H32V98ZM50 97V98H49ZM54 97V98H53ZM112 97V99H111ZM133 97V98H132ZM227 97V98H226ZM243 97V98H242ZM10 98V102H9V99ZM38 98V99H37ZM92 98V99H91ZM234 98V99H233ZM237 98V99H236ZM239 98V99H238ZM250 98V100H249ZM26 99V100H25ZM39 102H37L36 101ZM91 99V101H90ZM100 99L101 101L97 102V100ZM104 99V101H103ZM220 99V100H219ZM229 99V100H228ZM236 99V101H235ZM259 99V100H258ZM20 100V101H19ZM22 100V101H21ZM40 100V101H39ZM43 100V101H42ZM51 100V101H50ZM73 100H75L73 102ZM78 100V102H77ZM225 100V101H224ZM262 100V101H261ZM11 101H16L18 103L14 104V102H11ZM29 101V102H27ZM48 101V102H47ZM72 101V103H71ZM229 103H228V102ZM234 101V103H233ZM240 101V102H239ZM244 101V102H242ZM261 101V102H260ZM24 102H27L26 104ZM42 102V103H41ZM50 102V103H49ZM82 102V103H81ZM96 102H97V105H96ZM238 104H236V103ZM239 102V103H238ZM250 102V104H249ZM5 103V105H4ZM10 103V104H9ZM12 103L14 105H12ZM46 103V104H45ZM77 103V104H76ZM86 103V104H85ZM87 103H88V107H87ZM225 103V104H224ZM261 103V104H260ZM10 106H9V105ZM22 104V105H21ZM49 104V105H48ZM53 104V105H52ZM92 104V106H91ZM236 105V106H233V105ZM2 105H4L3 107H5V109L2 107ZM16 105V106H15ZM20 105V107H19ZM27 105V107H26ZM78 105V106H76ZM100 105V106H101ZM217 105V106H216ZM226 105V106H224ZM12 106V107H11ZM49 106V107H48ZM56 106V108L54 107ZM76 106V107H75ZM134 106V105H133ZM131 107V110H136V108L134 107ZM233 106V107H232ZM239 106L241 108H239ZM256 106H257V109H256ZM14 107V108H13ZM16 107L18 109H16ZM24 107V108H22ZM54 107V108H53ZM74 107V108H73ZM91 107V109H90ZM246 109H245V108ZM252 107V108H251ZM255 107V108H254ZM19 108H20V111H19ZM21 108L23 109V111L21 110ZM27 108V109H26ZM42 108V109H41ZM47 110H46V109ZM66 108V109H65ZM73 108V109H71ZM76 108V110H75ZM88 108V109H87ZM227 108V109H226ZM239 108V109H238ZM3 109V110H2ZM6 109H10L8 112V110ZM15 111H14V110ZM50 109V110H49ZM52 109V110H51ZM53 109H55L53 111ZM218 109V110H217ZM222 109H224L223 111H221ZM261 109V110H260ZM7 112H6V111ZM58 110V111H57ZM84 110V111H83ZM91 110V112H90ZM236 110V112H235ZM239 110V111H238ZM243 110V111H242ZM41 111V112H39ZM48 111V112H47ZM52 111V112H51ZM77 111V112H76ZM230 111H232L230 113ZM238 111V113H237ZM249 111V112H248ZM251 111V113H250ZM254 111V112H253ZM16 112V113H15ZM30 114H28V113ZM31 112V113H30ZM44 112V113H42ZM87 112V113H85ZM224 112V113H223ZM226 112V113H225ZM248 112V113H247ZM10 113V114H9ZM33 113V114H32ZM46 113L48 114L46 116ZM54 113V114H53ZM61 113V114H60ZM78 115H77V114ZM82 113V115H81ZM219 113V115L217 114ZM228 113V114H227ZM245 115H244V114ZM255 113V115H254ZM14 114V115H13ZM25 114V115H24ZM40 114V115H39ZM56 114V115H55ZM72 114V116H71ZM236 114V115H235ZM242 114V115H241ZM251 114V115H249ZM36 117H35V116ZM45 115V116H44ZM50 115V117H49ZM53 117V120H52V117ZM69 115V116H68ZM74 115V116H73ZM77 115V116H76ZM222 115V117H221ZM25 116V118H24ZM33 116V117H32ZM41 116V117H40ZM43 116V117H42ZM68 116V117H67ZM76 116V117H75ZM85 116V117H84ZM90 116V117H89ZM215 116V118H214ZM248 116V117H247ZM250 116V117H249ZM4 117V118H3ZM9 117V118H7ZM12 117V118H11ZM29 117H31L29 119ZM40 117V118H39ZM79 117V118H77ZM226 117V118H225ZM229 119H228V118ZM232 117V118H231ZM243 117V119H241ZM51 118V119H50ZM57 120H56V119ZM68 118V119H67ZM90 118V119H89ZM224 118L227 119L225 120L224 122L222 121ZM248 118V120H247ZM254 118V119H253ZM5 119V120H4ZM32 119V120H31ZM75 119V120H74ZM215 119V120H213ZM236 119V120H235ZM21 120V121H20ZM24 122H23V121ZM31 120V121H30ZM34 120V122H33ZM37 120V121H36ZM82 120V122H81ZM141 120V119H140ZM213 120V121H212ZM219 120V122H218ZM230 120V121H228ZM17 121V123H16ZM29 121V122H28ZM40 121V122H39ZM51 121V122H50ZM221 121V123H220ZM233 121H235L233 123ZM246 121V122H245ZM256 121V122H255ZM259 121V122H258ZM6 124H5V123ZM36 122V123H35ZM45 122V124H44ZM76 122V123H75ZM81 122V123H80ZM227 122V123H226ZM229 122V123H228ZM232 122V123H231ZM238 122V123H237ZM243 122V123H242ZM255 122V123H254ZM258 122V123H257ZM27 123V124H26ZM41 123V124H40ZM43 123V125H42ZM209 123H206L205 126H208L210 125ZM10 124V125H9ZM16 124V126H15ZM22 124V125H21ZM25 124V125H24ZM28 124H31L30 126ZM35 126H33V125ZM39 124V125H37ZM51 124V125H50ZM57 124V125H56ZM60 124V126H59ZM64 124V125H63ZM215 124V125H214ZM219 124V125H218ZM225 124V125H224ZM227 124V125H226ZM229 124V125H228ZM238 125V134L235 135V127ZM242 124V125H241ZM258 124V125H257ZM46 125V127H45ZM56 125V126H55ZM4 126V127H2ZM26 127L27 130H24ZM33 126V127H32ZM39 126V127H38ZM41 126V127H40ZM50 126V128H48ZM59 126V127H58ZM79 128H78V127ZM6 127V128H5ZM13 127V128H12ZM15 127V128H14ZM18 127V128H16ZM20 127V128H19ZM23 127V128H22ZM68 127V128H67ZM76 127V128H75ZM193 127V126H191ZM241 127V128H240ZM5 128V129H4ZM37 128V129H35ZM54 128V129H53ZM56 128V129H55ZM60 128V129H59ZM235 128V129H234ZM21 129V130H20ZM64 129V130H63ZM72 130V132L70 133V130ZM80 129V130H79ZM211 129V128H209ZM214 130V128H212ZM231 129H233L234 131H232ZM18 130V131H17ZM21 134H19L20 132ZM46 130V131H45ZM57 130H60L61 133H59ZM96 130V131H95ZM137 130V129H136ZM228 130V131H226ZM240 130V131H239ZM3 131V132H2ZM9 131V132H8ZM51 131V132H50ZM54 131V132H53ZM231 131V132H230ZM13 132L15 135H12ZM18 132V133H17ZM24 132V134H23ZM33 132H35L33 134ZM50 132V135L49 133ZM65 132V133H64ZM74 132V134H73ZM78 132V133H77ZM92 132V133H91ZM135 133V131H133ZM194 132V133H193ZM232 134L230 136V134ZM257 132V133H256ZM32 133V135L30 134ZM37 133V134H36ZM43 133V134H42ZM53 133V134H52ZM67 133V134H66ZM89 133V134H88ZM211 133V134H210ZM220 133V134H219ZM2 134V135H1ZM4 134V136H3ZM42 134V136L40 135ZM66 134V135H65ZM70 134V135H68ZM72 134V135H71ZM91 134V135H90ZM19 135V136H18ZM39 135V136H38ZM49 135V137H48ZM54 135V136H53ZM62 135V136H61ZM81 135V136H80ZM85 135V136H84ZM211 135H215L214 138H213V141H212V138L210 137ZM227 135V137H225ZM7 136V137H6ZM14 136V137H13ZM31 136V137H30ZM34 136V137H33ZM37 136V138H36ZM53 136V137H52ZM66 136V137H65ZM71 136V137H70ZM73 136L75 137L73 139ZM90 136V137H89ZM207 136V137H206ZM230 136V138L228 137ZM235 136V137H234ZM255 136V138H254ZM13 137V138H12ZM16 137V138H15ZM48 137V138H47ZM78 137V138H77ZM80 137V138H79ZM92 137V138H91ZM201 137V138H200ZM222 137V138H221ZM239 137V138H238ZM242 137V138H241ZM21 140H19V139ZM24 140H23V139ZM29 138V139H28ZM41 138V139H39ZM46 138H47V141H46ZM57 138V139H55ZM60 138V139H58ZM219 138H221L219 140ZM226 138V139H225ZM238 138V139H237ZM254 138V139H253ZM13 139V140H12ZM34 139V140H33ZM45 139V140H44ZM54 139L56 141H54ZM73 139V140H71ZM76 139H80V140H76ZM89 139V140H87ZM207 139V140H206ZM238 141H237V140ZM245 139V140H244ZM252 139V140H251ZM11 140V141H10ZM17 140V141H16ZM27 140V141H26ZM33 140V141H32ZM40 140V141H39ZM50 140V141H49ZM53 140V141H52ZM79 142V143H77ZM222 140V141H221ZM225 140H226V143H225ZM230 140V142H229ZM264 140V139H263ZM10 141V142H9ZM44 141V142H42ZM64 143L62 144V147L61 146V143ZM64 141V142H63ZM86 141V142H85ZM217 141V142H216ZM221 141V142H220ZM232 141V142H231ZM236 141V142H235ZM29 142V143H28ZM54 142V143H53ZM72 142V143H71ZM190 142V138H188V143ZM235 142V143H233ZM21 143V144H20ZM56 143V144H55ZM68 145H67V144ZM91 143V144H90ZM211 143V144H210ZM224 143V144H223ZM243 143V144H242ZM12 144V145H11ZM19 144V146H18ZM23 144V145H22ZM54 144V146H53ZM60 144V145H59ZM71 144V145H70ZM216 144V145H215ZM219 144V145H218ZM11 145V146H10ZM14 145V146H13ZM16 145V146H15ZM57 145V146H56ZM64 145V146H63ZM85 145V146H84ZM231 145V146H230ZM59 146V147H58ZM66 146V148H65ZM78 148H77V147ZM81 148H80V147ZM88 146V147H87ZM128 146V145H127ZM243 146V147H242ZM23 147H24V150H23ZM37 147V148H36ZM58 147V149L56 148ZM124 147V146H123ZM224 147V149H223ZM13 148V149H11ZM34 148V149H33ZM60 148L62 150H60ZM70 148V149H69ZM233 148V149H232ZM18 149H21V150H18ZM52 151H51V150ZM58 152H57V150ZM78 149V150H77ZM80 149V150H79ZM232 149V150H231ZM242 149V150H241ZM3 150V151H2ZM5 150V151H4ZM255 150V152H257V155L256 153L253 151ZM8 151V152H7ZM24 151V152H23ZM28 151V153L26 152ZM70 151V152H69ZM246 151V152H245ZM26 152V154H25ZM38 152V153H37ZM69 152V153H68ZM83 152V153H82ZM244 152V153H243ZM250 152V154H248ZM3 153V154H2ZM20 153V154H18ZM246 153V154H245ZM263 155L260 156V154ZM5 154V155H4ZM58 154V155H57ZM69 154V155H68ZM91 154V152H90ZM256 155V156H253ZM12 155V156H11ZM19 155V156H18ZM29 155V156H28ZM54 155V156H52ZM56 155V156H55ZM75 155V156H74ZM77 155V156H76ZM34 158H33V157ZM51 156V157H50ZM72 158H71V157ZM8 157V159H7ZM11 157V158H10ZM29 159H27V158ZM62 157V158H61ZM67 157L69 158L67 159ZM74 157V158H73ZM76 157V158H75ZM78 157V158H77ZM212 157V156H211ZM215 157V155H213L212 158L210 159H213ZM261 157V158H260ZM3 158H6L3 159ZM27 160H26V159ZM31 158V159H30ZM38 158V159H37ZM56 158V159H55ZM60 158V159H59ZM67 160H66V159ZM227 158V159H225ZM19 161H18V160ZM25 159V160H24ZM51 159V160H50ZM63 159V160H62ZM135 159V158H134ZM255 159H257L259 162L256 164L255 163ZM21 160V161H20ZM54 160V161H53ZM77 162H76V161ZM7 161V162H6ZM28 161V162H26ZM30 161V162H29ZM60 161H66V163L69 162L70 165L67 164L66 166V163L63 162V165H62V162ZM229 161V162H228ZM262 161V162H261ZM38 162H45L44 166H49L51 167H55L57 166L58 167V172L59 174L55 176L56 179L54 178H51L50 177H46V182H47V185L46 183H44L43 181V178L41 179V174L38 173V175L36 176V173H35V170L38 168L37 167V164ZM59 162V163H58ZM73 162V163H72ZM251 162H254L256 165H254L252 163V166L249 165ZM6 166H4V164ZM15 163V164H13ZM18 163V164H17ZM27 163V164H25ZM35 163V164H34ZM11 164V165H10ZM24 164V165H23ZM32 164V165H31ZM61 164V165H59ZM16 165V166H15ZM21 165V166H20ZM59 165V166H58ZM3 166V167H2ZM18 166V167H17ZM20 166V167H19ZM27 168H26V167ZM228 166V167H227ZM239 166V167H238ZM250 166V167H248ZM256 166V167H255ZM259 166V167H258ZM4 167L7 169H4ZM25 167V168H24ZM246 167V168H245ZM19 168V169H18ZM31 168V169H30ZM251 170H250V169ZM25 169V170H24ZM28 169V173L26 172V170ZM34 169V170H33ZM60 169V170H59ZM241 169V171H240ZM244 169V171H243ZM6 170V172H5ZM68 170V171H67ZM239 170V171H238ZM248 170V172H247ZM13 171V172H12ZM24 171V172H23ZM20 172V173H19ZM26 172V173H25ZM60 172H62L60 174ZM69 174H67V173ZM238 174H237V173ZM25 173V174H24ZM8 174V175H7ZM28 176H27V175ZM234 174V175H233ZM240 176V177H237V175ZM62 175V176H61ZM65 175V176H64ZM236 175V176H235ZM246 175V176H245ZM6 176H9V177H6ZM28 179V182H27V179L26 178H22V177H25ZM53 176V175H52ZM62 178H61V177ZM235 176V177H234ZM251 176V177H250ZM248 177V179H246ZM7 180H6V179ZM49 178V179H48ZM60 178V179H59ZM133 177H130L128 179V181H131ZM237 178V179H235ZM241 180H239V179ZM22 179V180H21ZM26 179V180H24ZM32 179V180H31ZM63 179V180H62ZM20 180V181H19ZM244 180V181H243ZM259 180V181H258ZM23 181H26V182H23ZM32 183H31V182ZM62 181V182H61ZM100 181V180H99ZM9 182V183H8ZM35 184H34V183ZM57 182V183H56ZM59 182V183H58ZM64 182V183H63ZM235 182V183H234ZM238 182V183H237ZM242 182V183H241ZM248 182V183H246ZM254 182V184H253ZM5 183H6V186H5ZM27 183V184H26ZM29 183V184H28ZM30 183L34 186H32L31 188H28L30 187ZM40 183H44L43 185H41ZM61 184V186H59ZM64 184V185H63ZM21 187H20V186ZM24 185V186H22ZM27 185V186H26ZM36 185V186H35ZM40 185V186H39ZM243 185V187H242ZM43 186V188L41 187ZM55 186H59L58 188L55 187ZM65 188H64V187ZM247 186V187H246ZM257 186V187H256ZM24 187V188H23ZM26 187V188H25ZM209 187H212V185L209 183ZM255 187V188H254ZM3 188V189H1ZM22 188L24 191H22ZM36 188V189H35ZM39 188V189H38ZM55 188V190H54ZM87 188V187H86ZM248 188V189H247ZM19 189V190H18ZM21 189V190H20ZM38 189V190H37ZM44 191H42V190ZM62 189V191H61ZM86 190V189H84ZM18 191L20 193H18ZM32 191V192H31ZM54 191V193H53ZM55 191H58V192H55ZM66 191V193H65ZM83 191V190H82ZM89 191V192H88ZM14 192H17L16 194ZM39 192V193H38ZM47 192V194H46ZM49 192V194H48ZM64 192V193H62ZM85 192L87 193H83L82 192V197L86 194H88V196H86V198L83 200L84 201V204H86L88 201H90L91 199V192L90 190H86ZM206 193H208L209 191L206 190L205 191ZM249 192V193H248ZM21 193H23L21 195ZM27 193V194H26ZM40 193H43V194H40ZM50 193H51V196H50ZM68 193V194H67ZM15 194V195H13ZM18 194V195H17ZM25 194V195H24ZM46 194V195H45ZM65 194V195H64ZM27 195V197H26ZM43 195V196H41ZM55 195V196H54ZM66 195L68 197H66ZM211 194H209L210 196ZM253 195V196H252ZM49 196V198H48ZM57 196V197H56ZM65 199V197L67 199H65L64 201L63 200V197ZM71 196V197H70ZM80 196V195H79ZM90 196V197H89ZM12 197V198H10ZM14 197V198H13ZM55 197V198H53ZM62 197V198H61ZM88 197V198H87ZM26 198V200H25ZM28 198V200H27ZM42 198V200H41ZM61 198V200L59 201V199ZM210 198H212V196H210ZM16 199V200H15ZM30 199V201H29ZM51 199V200H50ZM22 200V202H21ZM25 200V201H24ZM39 200V202H37ZM48 200V201H47ZM18 201V202H17ZM44 202V204L42 202ZM53 201H56V202H53ZM68 201V202H67ZM58 202V203H57ZM61 202V203H60ZM20 203V204H19ZM32 203V204H31ZM40 203V204H39ZM47 204V207H45V205ZM53 203V204H52ZM58 206H57V204ZM19 204V205H18ZM35 204V205H34ZM51 204V205H50ZM55 204V205H54ZM23 205V207L27 208L28 205H29V209L27 208H21V206ZM35 207H34V206ZM48 205L50 207H48ZM54 205V206H53ZM43 206V207H42ZM20 207V208H19ZM43 209H42V208ZM53 207V208H52ZM57 207V208H55ZM64 207V208H63ZM36 208V209H35ZM39 208H40V211H39ZM50 208V209H49ZM52 208V209H51ZM82 208V207H80ZM48 209V211H46ZM57 209V211H56ZM14 210V211H13ZM18 210H19V213H18ZM42 210H43V217H46V218H43L42 217ZM68 210V211H67ZM260 210V211H259ZM259 210L256 212L257 214V217L255 218V220H257V222H260L261 221H264V204H263V207L259 208ZM31 211V212H30ZM35 211V212H34ZM46 212V216H45V212ZM63 211V212H62ZM210 211V210H209ZM53 212V213H52ZM56 214H55V213ZM261 212V213H260ZM33 213V214H31ZM38 214V215H37ZM71 214V215H69ZM24 215V216H23ZM35 215V216H34ZM65 215V216H64ZM68 215V217L66 216ZM31 216H32V219H31ZM40 216V217H39ZM49 216H52V217H49ZM102 215H98V217H101ZM25 217V218H24ZM32 220H30L29 218ZM37 217V218H36ZM56 217V218H55ZM66 219V220H63L62 219ZM66 217V218H65ZM103 217V216H102ZM101 217V218H102ZM263 217V218H261ZM18 218V219H17ZM42 218H43V221L42 222ZM49 218V219H48ZM36 219V220H35ZM40 219V220H39ZM50 221H48V220ZM61 219V220H60ZM68 219V220H67ZM260 219V220H259ZM39 220V221H38ZM46 220H47V223H46ZM37 221V222H36ZM65 221V222H64ZM213 221V215H211L210 217V220L207 221V225L211 224ZM24 222V223H23ZM31 222V223H30ZM34 222V224H33ZM41 222V224L39 223ZM5 223V224H4ZM30 223V224H29ZM35 223H38V226L37 224ZM52 223V224H50ZM67 223V222H66ZM151 223V221H150ZM16 224H17V227H16ZM25 224H29L28 226L25 225ZM33 224V225H32ZM58 224V225H57ZM101 224V228L100 229H104L105 225H103V222L100 223ZM2 225V226H1ZM20 225V226H19ZM52 227H49L51 226ZM57 225V226H56ZM61 225V226H60ZM103 225V227H102ZM148 225V224H147ZM32 230L31 229V227ZM36 226V227H35ZM41 226V227H39ZM150 228L148 229V231H146V233L144 232L142 237L140 239H138L136 242H133L131 243V245H134L132 248H130V246H127V245H124V244H117L114 243L115 245H112L110 247H112L110 249L109 247V252L107 251L106 253L102 254V256L105 255L106 257V254L110 253V254H114V252L118 249L120 250L122 248L123 249H128V251L132 254L131 257L134 256H137L136 254L139 253L140 251V247H141V244L144 242V241H147L148 240V235L151 234V232H149V230H152V228H155L156 226V223L154 225H149ZM2 227V228H1ZM23 227V228H22ZM26 227V228H25ZM27 227H30L29 229ZM39 228L40 231H38V229L36 228ZM43 227V228H42ZM59 227V228H58ZM7 228V229H5ZM46 228V229H45ZM54 228V231L52 232ZM58 228V229H57ZM4 229V230H2ZM24 230V231H23ZM27 230V231H26ZM33 231V235L34 237L32 236L31 234V238L28 237V234L30 236V233ZM42 230V232H41ZM43 230H47V231H43ZM154 230V229H153ZM199 230V229H198ZM27 232V235L25 234ZM29 231V233H28ZM110 231H112V229H110L107 233H105V231L103 232V240H105L106 236L110 233ZM0 232V233H1ZM36 232V233H35ZM40 232L42 235H40ZM149 232V234H148ZM14 233V237H12L13 235L12 234ZM38 233V234H37ZM44 233V234H43ZM10 234V235H9ZM25 234V235H24ZM48 234V238L46 237ZM148 234V235H147ZM9 235V237H8ZM37 235V236H36ZM40 235V236H39ZM44 235V236H43ZM147 235V236H146ZM24 236V238L22 239V237ZM35 236H36V239H35ZM12 237V238H11ZM33 237V238H32ZM46 237V239L44 238ZM15 240H14V239ZM45 240H43V239ZM13 239V240H12ZM36 240V241H33L34 244H30V243H33L31 242V240ZM30 241V242H29ZM38 241V242H37ZM28 244H27V243ZM36 242V243H35ZM41 242H42V245H41ZM44 242V243H43ZM137 243V244H136ZM37 244V246L35 245ZM99 244V243H98ZM41 245V246H40ZM46 245V247H45ZM27 247H30V248H27L25 250V248ZM33 246V248L31 247ZM44 246V249L43 247ZM125 246V247H124ZM127 246V247H126ZM139 246V247H138ZM36 250H35V248ZM115 247H117L115 249ZM120 247V248H118ZM135 247V248H134ZM32 249V250H31ZM39 251H38V250ZM41 249V250H40ZM126 249V250H127ZM43 250V251H42ZM115 250V251H114ZM38 251V252H36ZM41 251V252H40ZM56 251V252H55ZM41 254H40V253ZM9 253V254H8ZM36 253H38L37 255H35ZM43 253V254H42ZM57 255H56V254ZM23 254V255H22ZM32 257H30V255ZM34 254V255H32ZM40 254V256H39ZM22 255V256H21ZM126 255V256H125ZM127 255L128 253L124 254L123 253V258L125 257L126 261L130 260V258L128 259L127 258ZM36 256V258H34ZM102 256L97 259L101 260L102 259ZM186 256V255H185ZM18 257H20L18 259ZM22 257V258H21ZM37 257L40 259H44L41 260L40 262V259H37ZM44 257V258H42ZM51 257V258H50ZM61 259H59V258ZM115 257V255L113 256ZM111 258L109 260H107V263L106 264H112L111 262L108 263V261H111L113 260L114 258ZM24 258V259H23ZM26 258V259H27ZM32 258V259H31ZM85 258V257H84ZM187 258V256L185 257ZM66 259V261L64 260ZM104 259V258H103ZM120 258L118 257V260ZM23 260V262H22ZM24 260L26 262H24ZM122 260V259H121ZM38 261V262H37ZM47 261V262H46ZM65 261V263L63 262ZM70 261V260H69ZM27 263V264H28ZM42 263V264H44ZM75 263V261H74ZM72 261L71 262H68L67 264H74ZM130 263V261H129ZM48 264V263H47Z\"/></svg>", "mask_w": 264, "mask_h": 264}]
</instances>
